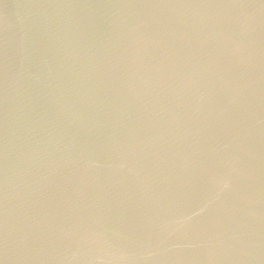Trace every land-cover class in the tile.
Returning <instances> with one entry per match:
<instances>
[{
	"label": "water",
	"instance_id": "water-1",
	"mask_svg": "<svg viewBox=\"0 0 264 264\" xmlns=\"http://www.w3.org/2000/svg\"><path fill=\"white\" fill-rule=\"evenodd\" d=\"M0 264H264V0H0Z\"/></svg>",
	"mask_w": 264,
	"mask_h": 264
}]
</instances>
